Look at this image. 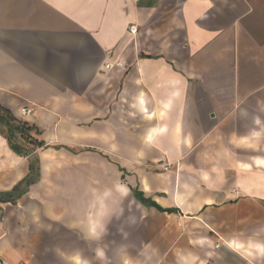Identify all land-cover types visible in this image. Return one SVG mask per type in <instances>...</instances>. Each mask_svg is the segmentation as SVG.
I'll list each match as a JSON object with an SVG mask.
<instances>
[{"label":"crops","instance_id":"obj_1","mask_svg":"<svg viewBox=\"0 0 264 264\" xmlns=\"http://www.w3.org/2000/svg\"><path fill=\"white\" fill-rule=\"evenodd\" d=\"M0 105V264H264V0H0Z\"/></svg>","mask_w":264,"mask_h":264},{"label":"trees","instance_id":"obj_2","mask_svg":"<svg viewBox=\"0 0 264 264\" xmlns=\"http://www.w3.org/2000/svg\"><path fill=\"white\" fill-rule=\"evenodd\" d=\"M0 134L3 135L11 149L18 155L29 157L33 149L46 148L45 142L36 137L41 134L39 128L15 117L11 111L0 105ZM33 147V148H32ZM39 178V163L34 159L30 163V175L19 183L10 192L0 193V203L15 204L28 191L29 186L36 183ZM138 201L143 204L154 206L162 212L172 213V210H164L155 203L146 200L142 194L137 193Z\"/></svg>","mask_w":264,"mask_h":264},{"label":"built area","instance_id":"obj_3","mask_svg":"<svg viewBox=\"0 0 264 264\" xmlns=\"http://www.w3.org/2000/svg\"><path fill=\"white\" fill-rule=\"evenodd\" d=\"M129 32H130L131 35L135 36L138 33V28L133 25V26L130 27ZM114 64L117 67H124V64L121 61H116ZM113 68H114V65H111V64H107L105 66V69L107 71H112ZM31 114H32V109H25V110L22 111V116L23 117H28ZM169 169H170V166L169 165H167V166L164 167V170L165 171H168Z\"/></svg>","mask_w":264,"mask_h":264}]
</instances>
